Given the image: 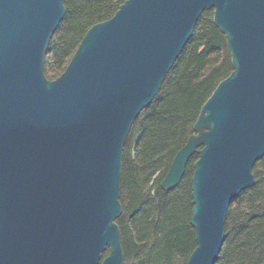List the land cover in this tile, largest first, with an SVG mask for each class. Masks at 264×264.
<instances>
[{"label": "water", "instance_id": "95a60500", "mask_svg": "<svg viewBox=\"0 0 264 264\" xmlns=\"http://www.w3.org/2000/svg\"><path fill=\"white\" fill-rule=\"evenodd\" d=\"M204 10L232 70L160 187L175 188L198 155L186 264L215 263L228 204L255 184L264 156V0H124L86 30L52 80L46 55L64 0H0V264H123L125 140Z\"/></svg>", "mask_w": 264, "mask_h": 264}, {"label": "trees", "instance_id": "16d2710c", "mask_svg": "<svg viewBox=\"0 0 264 264\" xmlns=\"http://www.w3.org/2000/svg\"><path fill=\"white\" fill-rule=\"evenodd\" d=\"M122 2L64 0L65 14L48 45V79L64 70L86 30L111 17ZM231 70L225 36L215 26L212 10H204L158 93L135 118L125 140L122 211L116 218L123 264H186L196 246L190 224V178L198 155L189 158L175 188L163 190L160 181L194 133L202 104ZM252 170L255 184L228 204L224 239L214 264H264V156Z\"/></svg>", "mask_w": 264, "mask_h": 264}]
</instances>
